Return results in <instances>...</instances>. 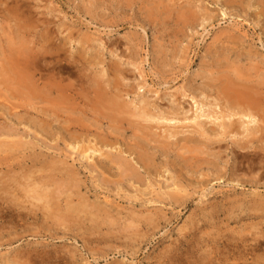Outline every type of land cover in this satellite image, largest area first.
I'll use <instances>...</instances> for the list:
<instances>
[{
    "label": "rangeland",
    "instance_id": "obj_1",
    "mask_svg": "<svg viewBox=\"0 0 264 264\" xmlns=\"http://www.w3.org/2000/svg\"><path fill=\"white\" fill-rule=\"evenodd\" d=\"M226 1L0 0V68L28 55L34 83L33 107L0 85V264L264 258V0Z\"/></svg>",
    "mask_w": 264,
    "mask_h": 264
},
{
    "label": "bare ground",
    "instance_id": "obj_2",
    "mask_svg": "<svg viewBox=\"0 0 264 264\" xmlns=\"http://www.w3.org/2000/svg\"><path fill=\"white\" fill-rule=\"evenodd\" d=\"M233 2H236L237 3V5H239V6H242L243 5V3H244V0H230V1H226V4H232ZM262 11V10H261ZM10 38V37H9ZM11 39V38H10ZM14 43V42H13ZM17 43V42H16ZM20 44V43H19ZM19 47H20V45H19ZM25 51V50H24ZM18 53V52H17ZM25 53V52H24ZM43 53H44V51H43ZM22 54V53H21ZM26 54H28L27 52H26ZM20 56V55H19ZM22 57H20L19 59H21ZM25 58V60H24V63H21L20 61H18V60H16V63H13V64H9L8 65V69L6 68V71H4L2 68H0V85H3V86H6V91H8L9 90V88H10V90H11V88H15V87H19V88H23V89H21L22 91H23V95L22 96H24V98H25V100H26V106L27 107H33V105L34 104H31L32 102H31V100L34 98V97H31V95L33 94V85H34V83L31 81L32 80V78H31V75L33 74V72L31 71V69H32V64H33V60H31V57L30 56H25L24 57ZM12 60V59H11ZM22 60V59H21ZM15 61V60H14ZM6 62V61H5ZM35 62H36V60H35ZM38 62H40V61H38ZM5 65H7V64H5ZM38 66V65H37ZM4 67V66H3ZM5 69V68H4ZM259 69V68H258ZM257 69V70H258ZM40 70V69H39ZM41 71V70H40ZM252 71V70H251ZM244 76V75H243ZM257 76H259V75H257ZM255 78V77H254ZM244 81H246V80H244ZM255 81V80H254ZM46 82V81H45ZM246 83V82H245ZM251 83V82H250ZM262 83V82H261ZM263 83H264V81H263ZM262 83V84H263ZM44 84H46L47 85V87H48V84L47 83H44ZM230 84V83H229ZM247 84V83H246ZM50 85V84H49ZM235 86V84L234 85H231L230 87H231V89H229V90H231L232 92V94L234 95V96H240L241 95V93H243L239 88H233ZM240 86H241V84H240ZM244 86V85H243ZM54 87V86H53ZM258 87V86H257ZM228 88V87H227ZM224 89V88H223ZM240 90V91H239ZM244 90V89H243ZM2 92V91H1ZM10 93H12V92H10ZM15 93V92H14ZM230 93V94H231ZM244 93H245V91H244ZM259 93V92H258ZM245 94H247V97L249 96V98H250V95H249V93L247 92V93H245ZM58 95V94H57ZM229 95V94H228ZM226 96V95H225ZM242 96V95H241ZM14 97V96H13ZM251 99H253V96L251 95ZM241 98V97H240ZM99 99V98H98ZM234 98H232V100H233ZM39 100V99H38ZM240 100V99H239ZM254 100V99H253ZM11 101H14V99L13 100H11ZM59 101H60V99H59ZM242 101V100H241ZM248 101H250V100H248ZM17 102H20V101H17ZM45 103H46V105L48 104V103H50V104H53L54 105V107H55V105H57L58 103H56V102H53V100H51V99H49L48 98V100L47 99H45V101H44ZM238 103V102H237ZM245 103H246V101H245ZM259 103V102H258ZM18 104V103H17ZM16 104V105H17ZM36 104H38V103H36ZM35 104V105H36ZM244 104V103H243ZM20 105H21V103H20ZM109 105H111L112 106V109L116 112V114H118V113H121V110L123 109V107L121 106V105H119V103L118 102H116V100H113V102H110L109 101ZM224 106V105H223ZM244 106V105H243ZM0 107H1V105H0ZM24 107V106H23ZM35 107V106H34ZM47 107H45V108H41V113H43L42 114V116L44 115L45 116V114L46 113H48L49 112V110L48 109H46ZM61 108H62V106H61ZM241 110V109H240ZM248 110H249V112H248ZM24 111L25 112H27L26 111V109L24 108ZM123 111V110H122ZM8 112V111H7ZM239 113H237V112H233V113H231L230 112V114H228L229 115V119H230V116H236V115H238ZM13 115V114H12ZM199 115V114H198ZM19 116V115H18ZM39 116V115H38ZM41 116V117H42ZM143 116L144 117H147V115H145V113H143ZM200 116H202V115H199V116H197L196 118H195V120L197 119V118H200ZM206 116H208V117H210L209 116V114L208 115H206ZM240 116L242 117V118H248V122L249 123H255V122H262V120H263V117H261L260 115H259V112H257V110L255 109V107H251L250 109H246L245 111L244 110H242V112H240ZM40 116L38 117V119H37V121H39V119H40V121L43 123V124H47V121L45 120V118H41ZM258 117V118H257ZM30 118V117H29ZM20 121V120H19ZM37 121H33V122H37ZM50 124V123H49ZM23 125V124H22ZM50 126V125H49ZM47 127V126H46ZM46 129V128H45ZM31 130V129H30ZM71 130H73V131H71ZM257 128H249V127H247L246 128V131L249 133V134H252L253 132H257ZM5 132V131H4ZM30 132V131H29ZM52 132V131H51ZM67 132H69L68 134H70L71 136L73 135V137H74V139H79V136L76 134V129L74 128H72V129H68L67 128ZM45 133V132H44ZM15 134V133H14ZM83 135V134H82ZM2 136V135H1ZM0 136V137H1ZM11 137V136H10ZM58 137V136H57ZM23 139V138H22ZM22 139H20V140H22ZM17 141V140H16ZM25 141V140H24ZM23 141V142H24ZM72 141H74L73 140V138H72ZM79 141V140H78ZM77 141V142H78ZM83 141V140H82ZM91 142V141H90ZM3 143V142H2ZM8 143H10V142H8ZM20 143V142H19ZM103 146H109V144H103ZM71 147V149L72 150H76V152H77V154H79V155H82L83 157H85L86 159H91L92 157V155H94V154H96V153H100V155L101 156H104L105 155V158L106 159H108L111 163H114V165H116L115 163H116V161L113 159V158H111V155H109V154H106V153H104V152H102V150H101V148H99L98 146H97V144H93V145H91L90 144V146H79V145H74V146H70ZM110 147H111V144H110ZM111 149V148H110ZM121 151V150H120ZM118 158V157H117ZM192 159V158H191ZM186 161V160H185ZM119 163H120V165L121 166H125L124 168L126 169L127 168V165L124 163V162H121V161H118ZM93 163V162H92ZM127 163V162H126ZM129 163V162H128ZM95 164V163H94ZM145 164V163H144ZM149 164V163H148ZM144 166V165H143ZM148 166V165H147ZM135 167V166H134ZM145 168V167H144ZM137 169V168H136ZM42 170H44V169H42ZM33 173H35V172H33ZM43 173V172H42ZM123 173V172H122ZM29 174H31V173H29ZM120 174H121V172H120ZM133 175V174H132ZM30 176V175H29ZM29 176H27V177H29ZM136 176H138V175H136ZM125 177V176H124ZM135 177V176H134ZM1 179V178H0ZM5 179V178H4ZM31 179V178H30ZM16 180V179H15ZM40 180V179H39ZM137 180V179H136ZM25 181V180H24ZM27 182V181H26ZM34 182V181H33ZM3 183H5V182H3ZM14 183V182H13ZM35 183V182H34ZM17 184H19V182L17 183ZM36 184H38V183H36ZM5 185V184H4ZM14 185V184H13ZM27 185V184H26ZM21 186V185H20ZM46 186V185H45ZM27 187V186H26ZM29 187V186H28ZM27 187V188H28ZM47 187V186H46ZM181 187H182V185H181ZM181 187H176V193L174 192V193H169V194H167V196L173 201V202H178L179 201V199H178V194L177 193H179L180 192V190H182L181 189ZM8 188H10L9 187V185H8ZM7 189V188H6ZM37 189H41L42 190V187L40 186V187H37V185H35V184H33V187L32 188H30V192L29 193H31L30 194V197L29 198H31V201L33 202V203H31V204H33L34 206H35V204L34 203H36L37 205H38V203L39 202H41V201H44L43 202V205H44V209H46L47 208V205H49V200H48V189L47 188H45V190H42V192H37ZM12 190V189H11ZM15 191V190H14ZM10 193H11V191H10ZM25 194V193H24ZM65 194V193H64ZM12 195V194H11ZM29 195V194H28ZM13 198V197H12ZM15 198H17V197H15ZM19 198V197H18ZM67 198V197H66ZM19 199H21V198H19ZM27 199V198H26ZM13 200V199H12ZM51 202V201H50ZM53 202V201H52ZM57 202V201H56ZM55 204V203H54ZM56 204H58V202L56 203ZM69 206L71 205V204H68ZM66 206V205H65ZM80 206V205H79ZM20 207V206H19ZM38 207V206H37ZM71 207V206H70ZM73 207V206H72ZM81 207V206H80ZM36 208V207H35ZM57 208V207H56ZM65 208H67V207H65ZM26 209V208H25ZM43 209V208H42ZM41 209V210H42ZM11 210V209H10ZM22 210H23V208H22ZM57 210V209H56ZM63 210V209H62ZM68 210H69V208H68ZM72 210V209H71ZM74 210V209H73ZM61 211V210H60ZM33 212V211H32ZM70 212V211H69ZM63 213H67V212H63ZM63 213H60L59 212V214L61 215V214H63ZM99 213V212H98ZM105 213H107V211L105 212ZM42 214V213H41ZM52 215V214H51ZM77 215V214H76ZM62 216V215H61ZM64 216V215H63ZM142 216V215H141ZM41 217V216H40ZM80 217V216H79ZM140 218V217H139ZM150 218V217H149ZM92 219V218H91ZM148 219V218H147ZM151 219V218H150ZM38 220V219H37ZM39 220H40V218H39ZM95 220H96V218H95ZM80 221H82V220H80ZM90 222V221H89ZM153 222V221H152ZM12 223V222H11ZM64 223H66V222H64ZM82 223V222H81ZM43 224V223H42ZM61 224V223H60ZM70 224V223H69ZM62 225V224H61ZM73 226V225H72ZM89 226V225H88ZM98 226V225H97ZM62 227V226H61ZM75 227V226H74ZM96 227V226H95ZM11 228V227H10ZM56 229H57V227H56ZM60 229H63V228H60ZM70 229V228H69ZM75 229H78V228H75ZM90 229V228H89ZM94 229H96V228H94ZM58 230V229H57ZM66 230V229H65ZM80 230H82V228H80ZM77 231V230H76ZM86 231V230H85ZM75 232V231H74ZM96 232V231H95ZM91 233V232H90ZM56 234V233H55ZM76 234V233H75ZM86 235V234H85ZM13 236V235H12ZM80 236V235H79ZM110 236V235H109ZM82 237V236H81ZM104 237V236H103ZM106 237V236H105ZM72 238V237H71ZM69 239V238H68ZM107 239H108V237H107ZM61 240H63V239H61ZM72 240V239H71ZM4 244V243H3ZM64 245V244H63ZM84 246V245H83ZM86 246V245H85ZM65 248V247H64ZM69 248H71V247H69ZM85 248V247H84ZM88 248V247H87ZM67 249V248H66ZM72 250V249H71ZM68 251H69V249H68ZM249 250H246V252H244L243 254H239L238 253V255H236V256H234L233 254L234 253H229L226 257H225V260H227V261H231L230 259L231 258H233L234 259V261H240L241 260V258H246V256H249V255H251L252 254V252H248ZM24 252V251H23ZM64 252H65V250H64ZM70 252V251H69ZM78 252V251H77ZM91 252V251H90ZM94 252V251H93ZM55 253V252H54ZM68 253V252H67ZM73 253V252H72ZM75 254V253H74ZM91 253H89V255H90ZM20 255V254H19ZM28 255V254H27ZM68 255V254H67ZM208 255V254H207ZM204 256V255H203ZM73 257L75 258V256L73 255ZM60 259L61 258H63V259H61V260H65L66 261V263L67 264H69V263H71V260L70 259H66V257H64V256H60L59 257ZM205 259H206V257H204ZM16 259V258H15ZM199 259V258H198ZM256 259V258H255ZM254 259V263L253 264H261L262 262H264V258H261V257H259L258 259H256L255 260ZM204 261V260H203ZM30 262V261H29ZM211 262V261H210ZM246 262V261H245ZM248 262V261H247ZM14 263V262H13ZM83 263V262H82ZM230 263V262H229ZM8 264V263H7ZM201 264V263H200Z\"/></svg>",
    "mask_w": 264,
    "mask_h": 264
}]
</instances>
